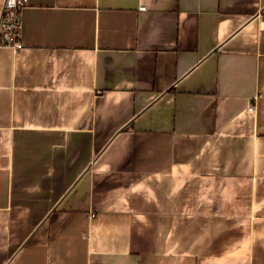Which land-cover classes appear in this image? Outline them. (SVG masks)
Listing matches in <instances>:
<instances>
[{
  "label": "crops",
  "instance_id": "crops-1",
  "mask_svg": "<svg viewBox=\"0 0 264 264\" xmlns=\"http://www.w3.org/2000/svg\"><path fill=\"white\" fill-rule=\"evenodd\" d=\"M21 13L23 49L0 46V264H264V0Z\"/></svg>",
  "mask_w": 264,
  "mask_h": 264
},
{
  "label": "built area",
  "instance_id": "built-area-1",
  "mask_svg": "<svg viewBox=\"0 0 264 264\" xmlns=\"http://www.w3.org/2000/svg\"><path fill=\"white\" fill-rule=\"evenodd\" d=\"M29 0H4L0 16V46H10L20 51L24 47L21 39V12ZM142 6L141 9H145ZM250 110H255L254 104Z\"/></svg>",
  "mask_w": 264,
  "mask_h": 264
}]
</instances>
